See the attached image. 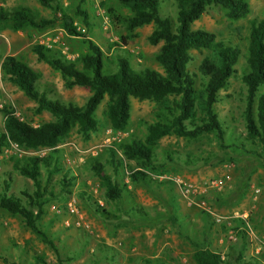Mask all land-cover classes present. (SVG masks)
<instances>
[{
  "label": "rangeland",
  "instance_id": "rangeland-1",
  "mask_svg": "<svg viewBox=\"0 0 264 264\" xmlns=\"http://www.w3.org/2000/svg\"><path fill=\"white\" fill-rule=\"evenodd\" d=\"M76 1L58 0V3L72 14ZM247 4L248 15L238 21H230L222 9L210 6L190 26L191 30L212 33L217 40L229 42L241 53L235 73L227 86L219 90V102L214 106L225 132L224 144L228 143V136L244 134L245 91L241 75L246 37L252 20H264V0H248ZM18 7L28 8L38 18L53 16L52 10L40 7L35 0L0 2V8L6 11ZM79 7L87 12L88 26L85 27L79 18H74L73 25L84 28L86 38L102 52L106 60L104 74L114 70L116 55L127 56L134 70L148 68L162 73L154 61L161 43L151 46L146 42L153 29L151 24L135 29V37L126 39L127 34L121 25L114 24L113 16L127 12L117 7L115 0H83ZM107 10L111 12L107 13ZM98 11L102 12L103 18L97 15ZM158 14L174 22L173 1L158 0ZM55 17L58 18L57 14ZM56 34H60L59 39L56 43H49V49L58 51L69 60L85 53L86 46L81 38L66 35L56 20L53 27L43 31L0 29V61L8 55L20 57L37 73L38 90L47 91L49 98L81 106L89 95L88 90L82 87L64 89L59 75L37 61L30 51L32 45L50 40ZM206 55L204 50L189 52L187 69L195 75L197 89L202 84L197 66ZM106 105L107 98L104 97L94 111L96 130L87 139L72 128L53 149L57 152L61 172L53 175L47 185L54 197L49 199L37 224L53 241L61 264H194L191 255L195 241L206 242L209 249L223 256L226 264H264L263 162L250 154L229 147L221 148L212 134H202L195 140L169 135L161 137L150 147L155 162L153 168H143L138 161L122 159L118 146L131 137L142 141L147 125L152 124L162 111L161 106L129 98L128 124L124 131L114 132L105 116ZM33 106L21 91L0 77V108H8L20 120L33 126L53 120L46 112L34 114ZM108 149H113L116 157L122 160V168L116 174L108 158ZM50 151L45 148L23 150L8 142L0 151V189L1 182L9 175V194L22 197L21 191L32 192V183L12 169L13 162L27 156L43 157ZM163 152L172 161H166ZM93 160L98 161L118 185L126 184L127 191L117 203L104 201L103 189L90 171ZM137 169L148 176L149 184L128 182V174ZM67 171L76 179L69 187L60 188L57 179ZM174 179L196 187L209 180H218L221 189L202 196L205 207L200 208L188 205L180 197ZM41 184H45L44 179ZM98 202L116 219L105 220L95 214L92 207L93 204L100 206ZM69 203L76 215L67 213ZM132 208H138L141 213L131 212ZM243 214L246 219L242 228L245 231L246 224L249 234H245L241 241L237 238L236 242L228 243L224 235L228 230L232 231L231 221ZM215 217L229 219L230 228L223 230L220 226H225L224 221L217 223ZM76 222L79 225H75ZM34 255L41 257L45 264H57L55 254L24 228L20 218L0 212V264H33Z\"/></svg>",
  "mask_w": 264,
  "mask_h": 264
},
{
  "label": "trees",
  "instance_id": "trees-1",
  "mask_svg": "<svg viewBox=\"0 0 264 264\" xmlns=\"http://www.w3.org/2000/svg\"><path fill=\"white\" fill-rule=\"evenodd\" d=\"M35 1L40 7L52 10L53 16L50 19L38 18L25 7L11 11L0 8V29L14 32L25 28L43 31L53 27L58 20L59 27L66 35L81 38L86 46L85 53L69 60L58 51L40 44L32 45L30 51L37 61L46 64L59 75L64 89L82 87L88 90L89 95L81 106L49 98L47 91H40L36 87L37 73L20 57L8 55L1 59L2 79L15 86L34 104V114L46 112L53 120L33 126L20 120L8 108H0V151L8 142L23 150H51L43 157L27 156L13 162L12 169L29 180L33 190L30 193L21 191L22 197L9 194L10 177L7 175L8 179L1 182L0 212L20 218L24 228L55 254L57 264H61V261L54 243L37 224L49 199L54 197L47 190V185L53 175L61 172L57 152L53 149L66 138L72 128L84 139L95 132L94 111L104 97L107 98L105 116L109 128L114 132L124 131L128 124L129 98L151 101L161 106L162 111L152 124L147 125V133L142 141L131 137L118 146L122 159L138 161V165L143 168H153L155 162L150 147L161 137L169 135L195 140L202 134H212L221 148L229 147L250 154L264 164V91L260 92L264 86V20H252L246 37L241 75L245 91L242 110L244 134L228 136L226 144L225 132L214 112V106L219 102V90L227 86L228 80L235 73V65L241 53L236 46L217 40L212 33L190 28L192 22L198 20L210 6L222 9L230 21L243 19L249 13L248 0H172L175 6L174 22L159 16L158 0H115L117 7L127 12L113 16L114 24L121 25L127 34L126 39H133V31L139 27L149 24L153 26L146 42L151 46L161 43L154 55L161 74L148 68L134 70L129 58L119 55L115 56L114 70L104 74L106 60L102 52L73 25L74 18H79L85 27L88 26L87 12L79 7L83 0L76 1L72 14L62 8L58 0ZM110 12L107 10V13ZM191 50L207 52L197 66V74L202 80L200 89L196 88L195 75L187 69ZM163 155L166 161H172L167 153L163 152ZM108 158L116 174L122 168V160L116 157L113 149H108ZM90 171L103 189L105 202L115 204L122 193L127 191L126 184L118 185L98 161H91ZM127 177L132 184L147 185L150 181L139 169L131 171ZM43 179L45 184H41ZM75 179L67 171L61 173L57 183L60 188H67ZM81 194L84 195V192ZM92 208L101 219H116L114 214L101 206L93 204ZM130 211L141 213L138 208ZM231 225L236 239L243 240V221L235 219ZM220 227L226 229L224 225ZM192 246L191 259L194 264H226L223 256L209 249L206 242L195 241ZM33 264L45 262L34 255Z\"/></svg>",
  "mask_w": 264,
  "mask_h": 264
},
{
  "label": "built area",
  "instance_id": "built-area-1",
  "mask_svg": "<svg viewBox=\"0 0 264 264\" xmlns=\"http://www.w3.org/2000/svg\"><path fill=\"white\" fill-rule=\"evenodd\" d=\"M97 15H99L101 18H103L102 12H100V11L97 12ZM76 30L80 34L85 33L84 28L76 27ZM59 36H60V34H56L50 40H45V42H42L40 45L49 49V48H51V44H49V43H56L57 40L59 39ZM0 77H1V73H0ZM16 117H18V116H16ZM18 156H19V154H18ZM173 182L176 185V187L178 188V192H179L180 197L188 205H195V206L200 207V208L205 207L204 201L201 200L202 196H204L206 193L210 192L211 190L219 191L221 189V183L218 180H209L204 185L198 186V187L192 186L191 184H185L178 179H174ZM124 183H127V181L125 180ZM98 203L100 206L102 205L100 202H98ZM66 211L69 215H76L77 214L73 205L70 203L66 205ZM238 218L241 219L242 221H244L246 219V215H244V214L240 215V216H238ZM220 221H224L225 227L228 229L230 228L229 219L215 217V222L219 223ZM75 225H79L78 222H76ZM245 228H246L245 234H249L246 231V230H248V227L246 224H245ZM224 236H225V239L228 243L236 242V236H235L233 231L228 230Z\"/></svg>",
  "mask_w": 264,
  "mask_h": 264
}]
</instances>
